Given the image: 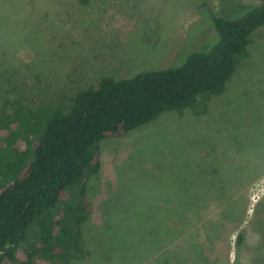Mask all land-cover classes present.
Here are the masks:
<instances>
[{
	"label": "rangeland",
	"instance_id": "374dc122",
	"mask_svg": "<svg viewBox=\"0 0 264 264\" xmlns=\"http://www.w3.org/2000/svg\"><path fill=\"white\" fill-rule=\"evenodd\" d=\"M258 3L0 0V114L33 113L28 122L18 114L16 131L30 147L51 115L46 109H66L78 90L103 77L180 66L213 35L206 7L236 19ZM254 33L225 93L100 143L101 170L87 181L89 256L74 264H195L194 246L213 251L215 264H264V214H257L264 207V27ZM211 194L226 197L224 206L210 211ZM189 198L195 206L174 239L168 223L177 221L163 209L176 215Z\"/></svg>",
	"mask_w": 264,
	"mask_h": 264
},
{
	"label": "trees",
	"instance_id": "16d2710c",
	"mask_svg": "<svg viewBox=\"0 0 264 264\" xmlns=\"http://www.w3.org/2000/svg\"><path fill=\"white\" fill-rule=\"evenodd\" d=\"M205 17L212 37L186 53L180 66L121 79L103 77L78 90L66 109H46L51 115L30 147L19 142L16 131L18 114H24L28 122L33 113L16 107L15 116L0 114V175H12L11 182L0 179V264H74L87 258L83 227L93 211L87 181L101 170L100 143L127 136L164 112H182L200 99L225 93L255 45L254 32L264 27V0L236 19L208 7ZM13 163L16 174L11 172ZM211 195L205 203L210 211L227 201ZM194 206L195 200L189 198L176 215L163 209L166 219L172 216L177 221L168 223L173 224L168 230L172 238L183 235L179 223L190 214L185 210ZM227 208L218 216L223 217ZM257 214H264V207ZM137 219L142 224L150 222ZM243 241L240 231L236 247ZM193 249L195 264H215L213 251L206 246Z\"/></svg>",
	"mask_w": 264,
	"mask_h": 264
}]
</instances>
